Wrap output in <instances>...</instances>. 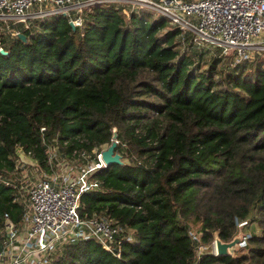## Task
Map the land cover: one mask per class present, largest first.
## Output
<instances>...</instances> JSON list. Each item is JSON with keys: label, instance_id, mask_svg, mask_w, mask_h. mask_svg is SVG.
Returning <instances> with one entry per match:
<instances>
[{"label": "trees", "instance_id": "trees-1", "mask_svg": "<svg viewBox=\"0 0 264 264\" xmlns=\"http://www.w3.org/2000/svg\"><path fill=\"white\" fill-rule=\"evenodd\" d=\"M10 27L24 39L0 22V171L13 169L17 145L47 169L46 142L69 156L107 145L113 129L122 160L91 173L99 186L77 208L118 225L119 254L85 238L47 264H192L191 226L204 243L227 241L240 220L246 253L196 263L264 264L263 59L222 73L213 56L202 69V52L179 51L165 17L125 15L115 3L83 9L73 28L61 13ZM15 196L0 182V213L12 220L22 211Z\"/></svg>", "mask_w": 264, "mask_h": 264}, {"label": "built area", "instance_id": "built-area-1", "mask_svg": "<svg viewBox=\"0 0 264 264\" xmlns=\"http://www.w3.org/2000/svg\"><path fill=\"white\" fill-rule=\"evenodd\" d=\"M96 3L121 5L124 14L147 10L161 15L178 28L182 46H207L212 56L226 59L231 65L264 60V0H0V22L12 35L19 31L10 24L27 26L35 19L58 13L67 15L68 22L75 26L81 23L82 10ZM39 128L43 130L44 126ZM102 148H73L66 156L52 139L46 142L44 169L30 150L16 146L13 169L0 171V182L15 188L22 211L18 221L11 220L5 211L0 213V264H47L50 254L63 244L85 238L119 254L123 237L118 225L99 215L82 217L77 211L80 194L99 186L91 173L105 165ZM22 165L33 166L38 175H15ZM243 224L245 221L240 220L236 227ZM188 234L193 247L192 264H197L204 253L216 254L215 235L204 243L194 229H188ZM249 235L248 231L239 233L232 251L239 248L246 252ZM124 237L131 239L128 233Z\"/></svg>", "mask_w": 264, "mask_h": 264}, {"label": "rangeland", "instance_id": "rangeland-1", "mask_svg": "<svg viewBox=\"0 0 264 264\" xmlns=\"http://www.w3.org/2000/svg\"><path fill=\"white\" fill-rule=\"evenodd\" d=\"M127 9V8H126ZM141 10H143L142 8H140ZM128 10V9H127ZM143 11H145V12H148L147 10H143ZM125 15H127V14H125ZM149 15L151 16V17H153V16H156L155 14H153V13H151V12H149ZM176 48L179 50V51H182V50H184V49H186V48H189L191 51L192 50H199V51H201L202 52V54H201V58L199 59V66L202 68V69H204L207 65H208V63H209V59L211 58V57H213L212 56V54L210 53V52H212V50L210 49V51H209V49L207 48V46L205 47H201V48H197V47H193V46H187V45H183L182 46V44H180L179 43V45H177L176 46ZM214 53H216V52H214ZM230 64V62L228 61V60H226V59H222L221 57H219V62L217 63V69H219V70H222V73H225L231 66V64ZM102 147H105L106 145L105 144H103V145H101ZM17 171L18 172H16L15 173V175H29V176H35V175H38V171L37 170H35V169H33V166H31V165H27V166H24V165H22V166H20V167H18V169H17ZM24 183V182H23ZM249 227H250V229H249ZM191 228L192 229H194L195 227H194V225L193 226H191ZM248 229L251 231V232H253V230L255 231V233L256 234H258L259 233V231H260V229H259V227H258V225H257V223L255 222V221H253L249 226H248ZM129 232H128V234L129 235H131V239L130 240H132L133 239V237H132V234H131V230L129 229L128 230ZM242 231H246L245 230V228H241V227H239V228H237L236 230H235V234H234V236H238V234L239 233H241ZM2 236H3V230L2 229H0V241H1V239H2ZM233 236V237H234ZM232 250H230V255H235V254H238V253H240L241 252V249H239V248H236L235 250H233L232 252H231ZM247 252V251H246ZM246 252H241V253H246ZM232 253V254H231ZM53 254V252L50 254V255H52ZM47 258V257H46ZM44 263H46V262H44ZM43 264V263H42ZM242 264H246V262H244V263H242Z\"/></svg>", "mask_w": 264, "mask_h": 264}, {"label": "water", "instance_id": "water-1", "mask_svg": "<svg viewBox=\"0 0 264 264\" xmlns=\"http://www.w3.org/2000/svg\"><path fill=\"white\" fill-rule=\"evenodd\" d=\"M70 26L73 28V24L71 21H69ZM21 39H24V35L22 33L17 34ZM6 51L0 48V53H5ZM116 130L113 129L111 136H110V142L100 150L101 159L105 164L108 163H121L122 160L120 158V154L114 150L115 144H116ZM238 241V236H234L231 239L227 241H222L219 238H215V246H216V254H229L230 250H232V247L234 244Z\"/></svg>", "mask_w": 264, "mask_h": 264}, {"label": "crops", "instance_id": "crops-1", "mask_svg": "<svg viewBox=\"0 0 264 264\" xmlns=\"http://www.w3.org/2000/svg\"><path fill=\"white\" fill-rule=\"evenodd\" d=\"M261 35L264 37V28H263V31H262V33H261ZM20 218V217H19ZM12 220V219H11ZM19 220V219H18ZM18 220H13V221H18ZM0 229H1V227H0Z\"/></svg>", "mask_w": 264, "mask_h": 264}]
</instances>
